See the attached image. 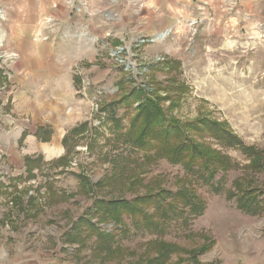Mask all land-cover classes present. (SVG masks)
<instances>
[{
  "label": "rangeland",
  "instance_id": "rangeland-1",
  "mask_svg": "<svg viewBox=\"0 0 264 264\" xmlns=\"http://www.w3.org/2000/svg\"><path fill=\"white\" fill-rule=\"evenodd\" d=\"M193 8L194 15L181 18L177 33L173 23L160 30L164 23L153 18L149 25L156 24L160 31L144 32L143 22L137 18L143 13L138 10L127 17L125 27L120 26L114 33L106 34V24L99 23L97 48L83 51L79 60L84 84L89 86L79 104L82 121L89 122L88 131L68 138L62 160L46 162L34 170V177L25 178L21 154L15 146H5L0 138V264H138L139 258L153 254L148 242L158 237L154 231L136 226L129 217L123 220L127 228L123 231L121 224L113 226L109 219L102 221L92 209L96 198L130 200L138 190L157 192L161 186L174 192L185 185L181 166L124 143L120 130L108 118V108L100 110L137 85L153 96L158 83L167 85L156 93L165 96L161 105L170 118L186 126L194 141L215 150L219 162L227 165L224 172L219 167L214 177L220 185L218 191L194 176L189 178L195 196H187L188 205L200 202L204 210L197 216L187 212L188 220L170 227L162 236L178 244L164 264H264V210L250 214L236 203L252 188L264 195V12L255 10L251 15L244 9L239 11L231 1L220 10L214 3L197 2ZM260 13L263 16L259 19ZM5 21L0 18V23ZM50 31L55 39L62 32L58 22ZM0 33V62L4 67L11 56L6 35L2 30ZM42 36L41 40L49 39ZM73 52L80 57L82 50ZM2 79L0 95L10 90L0 72ZM135 106L132 102L130 107L124 103L112 107L117 116H122L123 129L135 113ZM198 120L217 125L206 130L204 126L188 127ZM216 127L227 129L244 145L253 146L260 158L250 163L240 150L222 146L210 134ZM7 147L15 155L13 160L8 161ZM115 155L134 160L148 155L149 160L157 161L141 167L143 180L132 186L133 192L127 189V183L85 192L80 175H86L92 184L102 180L111 171L110 159ZM89 219L99 224L100 231L117 234L113 239L120 248L117 255L103 258L104 253L94 248V238L85 240L83 246L75 240L73 225L86 224ZM203 243L207 244L206 250L194 254L195 259H187L185 250Z\"/></svg>",
  "mask_w": 264,
  "mask_h": 264
},
{
  "label": "crops",
  "instance_id": "crops-1",
  "mask_svg": "<svg viewBox=\"0 0 264 264\" xmlns=\"http://www.w3.org/2000/svg\"><path fill=\"white\" fill-rule=\"evenodd\" d=\"M83 1L84 7L79 6V0H0V18L6 19L0 23V30L6 35L11 56L9 65L3 67L0 62V70H4L1 75L10 87L0 95V138L5 146L13 145L21 154L25 178L34 177V170L46 162L60 160L68 138L74 136L72 131L83 122L89 126L88 121H82L79 109L81 96H87L89 87L84 84L79 60L83 51L97 48L99 23L106 24V34H111L125 27L127 17L138 10L143 13L137 18L142 20L144 32L155 33L173 23L177 33L181 18L194 15L197 2L214 3L220 10L231 1L239 11L244 9L251 15L255 10L264 12V0ZM262 14L254 16L260 19ZM152 18L164 26L157 30L153 22L149 25ZM56 22L62 31L57 40L50 31ZM41 34L42 39L45 35L49 39L41 40ZM77 48L82 50L80 57L73 52ZM11 147L6 148L8 161L15 158ZM12 165L16 167L15 162Z\"/></svg>",
  "mask_w": 264,
  "mask_h": 264
},
{
  "label": "trees",
  "instance_id": "trees-1",
  "mask_svg": "<svg viewBox=\"0 0 264 264\" xmlns=\"http://www.w3.org/2000/svg\"><path fill=\"white\" fill-rule=\"evenodd\" d=\"M166 87L167 85L158 83L152 91L154 92L152 96L145 94L146 88L144 86L137 85L130 89V91H127L118 101L111 100L100 107L101 111H105L108 108L110 112L108 118L114 127L120 130L119 137L122 138L124 143L129 144L136 151H141L145 154L150 153L148 155H155L157 159H165L172 165H179L185 172L183 178V184L185 185L177 188L174 192L159 186L157 192L151 191V189L144 192L135 191L134 198L130 200L121 197L95 199L93 203L94 209L92 210L102 221L109 219L113 226L121 224L120 228L126 231L127 228L123 225V220L125 217H129L136 226L154 231L158 236L148 242L153 249V254H146L141 259L139 258L138 264H164L165 260L169 261L171 255L176 252L178 244L166 241L162 239V236L169 232L170 227L182 223V220H188L189 217L186 216L187 212L192 216H197L204 210V204L200 202L188 205V197L195 196L193 189L190 187L191 182L189 178L194 176L201 183L204 182L213 190L218 191L220 185L214 181V177L219 167L221 168L219 170L222 172L227 170V165L223 164V162L220 163L219 159L215 156L218 154L215 150H210L206 146L203 147V144L194 141L188 135L187 127L177 123V120L175 121L170 118L169 114L164 110L161 100L163 101L165 96L156 92ZM165 93L167 95V92ZM132 102L136 104L135 113L131 115L127 127L123 129L122 116H117L112 107L121 103L130 107ZM109 108H112V110ZM216 125L217 123L214 121L198 120L194 124H188V127L192 129L193 127L204 126V130H206V128L209 129ZM87 128L88 123L83 122L72 131V134L74 136L81 135L88 131ZM216 128L210 134L222 146L240 150L242 154H245L250 159V163L254 162L255 164V161L260 158V152L253 146L244 145L240 138L225 128ZM148 155H144L142 160L115 155L110 159L111 171L102 180L92 184L86 175L81 174L80 183L85 188V192L95 193L98 189L104 187L113 189L111 187L113 185L121 187L126 183L128 184L127 189L133 192L132 186L143 180L140 174L141 167L150 165L152 161H157L156 158L149 160L150 156ZM28 164L26 163V166L29 170ZM260 196L264 195L260 192L258 193V191H254L253 188L249 189L245 197H240L236 200L237 207L250 214L261 212L264 210V202H261L264 200V197L260 198ZM79 221L83 220L79 219ZM79 221L77 220L78 223ZM73 226H75L74 230L76 231L75 240H79L78 242L83 246L85 240L94 238V248L104 253L102 255L103 258H106L107 255H117L120 252V248L115 245L113 240L117 234L111 233V231L106 232L104 229L100 231L97 222L94 223L89 219L86 224L80 225L79 223ZM206 245L203 243L198 247L185 250L188 255L187 259H195L196 256L194 254L206 250ZM146 250L147 248L144 252Z\"/></svg>",
  "mask_w": 264,
  "mask_h": 264
},
{
  "label": "built area",
  "instance_id": "built-area-1",
  "mask_svg": "<svg viewBox=\"0 0 264 264\" xmlns=\"http://www.w3.org/2000/svg\"><path fill=\"white\" fill-rule=\"evenodd\" d=\"M69 2V1H68ZM79 6L84 7L85 6V2L83 0H79ZM79 8V7H78ZM78 10V9H77ZM2 57V56H0ZM96 110H98V106L96 105Z\"/></svg>",
  "mask_w": 264,
  "mask_h": 264
}]
</instances>
